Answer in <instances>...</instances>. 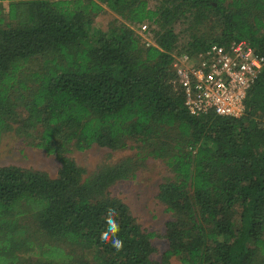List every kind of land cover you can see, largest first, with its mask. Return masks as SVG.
<instances>
[{"label": "trees", "instance_id": "16d2710c", "mask_svg": "<svg viewBox=\"0 0 264 264\" xmlns=\"http://www.w3.org/2000/svg\"><path fill=\"white\" fill-rule=\"evenodd\" d=\"M4 1L10 21L0 27V139L11 123L41 126L39 145L56 155L60 169L50 178L0 168V252L21 248L18 219L29 209L41 232L94 254L96 264H158L150 258L154 234L107 192L129 179L128 166L83 179L64 156L69 143L77 151H115L133 140L174 174L157 196L173 215L165 227V260L264 264V70L239 119L191 116L170 70L176 24L186 19L211 30L216 24L221 36L208 44L203 34L191 37L185 53L245 40L264 55V0H158L154 9L152 0ZM16 2L26 6L24 19ZM104 9L130 24L154 26V43L145 47L133 28L104 27L90 17ZM38 56L43 69L24 73ZM108 210L119 232L105 242ZM112 239L123 246L116 249Z\"/></svg>", "mask_w": 264, "mask_h": 264}, {"label": "rangeland", "instance_id": "374dc122", "mask_svg": "<svg viewBox=\"0 0 264 264\" xmlns=\"http://www.w3.org/2000/svg\"><path fill=\"white\" fill-rule=\"evenodd\" d=\"M18 3L21 8V19L27 16L25 4ZM8 1L0 2V27H4L9 22ZM158 0H152L150 7L155 8ZM20 15V14H19ZM18 15V16H19ZM94 21L102 26H120L121 24L133 28L139 34V26L130 24L107 9L91 14ZM14 22H10L12 25ZM147 31L141 36V43L147 47V43H154V26L148 22ZM177 44L172 54H177L190 50V38L203 34V40L208 44L217 40L221 36V31L214 25L210 29V24L194 25L191 19L181 20L176 24ZM43 57L38 56L28 60L25 70L28 72H38L43 69ZM42 127L24 130L19 124L11 123L10 127L4 131L0 139V168L17 167L22 170H30L47 174L50 178H56L60 169V164L56 155H49L41 147ZM142 148V147H141ZM138 149L132 140L126 148L119 150H109L98 146H93L85 151H77L74 143L65 146L64 156L71 159L77 167L83 170V179L90 178L102 169L126 164L129 168L128 180H119L108 189L110 197L118 199L125 204L136 222L146 233L154 234L151 244L154 252L150 258L155 263L166 262V264H182L178 257H169L165 260L164 253L168 250V243L165 238V227L172 221L173 215L166 206L158 200L159 186L174 180L173 172L159 159L147 157V151ZM133 176V178H131ZM26 214L18 219L19 230L22 232V246L18 250H10L5 254V264H96L91 254L79 246L64 241L50 239L41 232L36 225L33 211L26 209ZM52 248L58 251L54 254L50 252ZM44 252H49L50 256H45ZM0 264H4L0 256Z\"/></svg>", "mask_w": 264, "mask_h": 264}, {"label": "built area", "instance_id": "2783aa9c", "mask_svg": "<svg viewBox=\"0 0 264 264\" xmlns=\"http://www.w3.org/2000/svg\"><path fill=\"white\" fill-rule=\"evenodd\" d=\"M147 31L139 25V34ZM149 46V44H146ZM171 84L184 98L193 117L213 114L239 119L245 114L250 90L264 70V55L245 40L212 44L195 55L172 54Z\"/></svg>", "mask_w": 264, "mask_h": 264}, {"label": "clouds", "instance_id": "9594fccd", "mask_svg": "<svg viewBox=\"0 0 264 264\" xmlns=\"http://www.w3.org/2000/svg\"><path fill=\"white\" fill-rule=\"evenodd\" d=\"M108 217H107V224L108 228L107 231L102 233L101 239L107 242L112 237H115L116 234L119 232V225L118 222L115 220V212L114 210H108ZM113 247L116 249H120L123 246V242L119 239H112L111 240Z\"/></svg>", "mask_w": 264, "mask_h": 264}]
</instances>
